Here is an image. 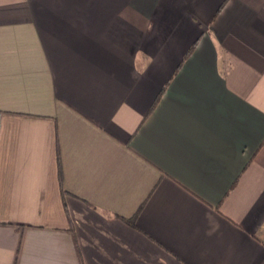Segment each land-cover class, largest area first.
Wrapping results in <instances>:
<instances>
[{
  "label": "crops",
  "instance_id": "0c3cea01",
  "mask_svg": "<svg viewBox=\"0 0 264 264\" xmlns=\"http://www.w3.org/2000/svg\"><path fill=\"white\" fill-rule=\"evenodd\" d=\"M0 264H264V0H0Z\"/></svg>",
  "mask_w": 264,
  "mask_h": 264
}]
</instances>
